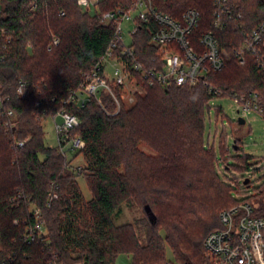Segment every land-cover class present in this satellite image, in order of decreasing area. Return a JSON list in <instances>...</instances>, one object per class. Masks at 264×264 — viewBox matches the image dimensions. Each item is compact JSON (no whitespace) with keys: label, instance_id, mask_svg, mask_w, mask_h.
<instances>
[{"label":"trees","instance_id":"1","mask_svg":"<svg viewBox=\"0 0 264 264\" xmlns=\"http://www.w3.org/2000/svg\"><path fill=\"white\" fill-rule=\"evenodd\" d=\"M1 1L0 27L14 34L7 49L0 38V264H115L121 254L131 255L133 264H171L167 249L178 264H206L204 241L222 228L221 212L237 202L216 172V154L205 140V115L212 99L251 91L259 93L264 110V79L254 64L241 66L231 58L222 72L208 76L209 86L144 84L145 94H136L130 107L121 101L123 88H115L119 110L110 95H103L100 103L91 98L84 107L66 105L70 93L82 84L83 74L109 48L113 28L83 12L77 0ZM129 1L102 0L101 8L107 11ZM231 2L249 27L264 18V0ZM157 3L175 17L195 7L208 23L211 20V0ZM33 5L36 8L31 10ZM50 32L60 40L52 50ZM217 34L230 49L226 41L234 33ZM149 40L150 32L141 26L134 46L147 63L156 54ZM21 80L33 86L23 99L16 93ZM61 109L80 119L73 133L85 141L76 156L86 163L83 176L90 200L57 147L45 145L44 126L37 120L38 113ZM7 110L15 112L17 121L9 132L4 126L9 121ZM29 136L24 148H13L14 138ZM235 142L233 148L239 152L240 141ZM141 143L158 156L142 152ZM251 158H237V166L223 160L226 169L248 173ZM244 179L246 193L254 183L246 184ZM255 191L264 202V189ZM52 194L57 198L52 199ZM131 200H137L145 213L143 242L133 225L117 226L113 221L121 204ZM166 202L173 207L165 212L157 209ZM34 208L41 212L44 233L28 240V230L36 224ZM257 212L264 214V207Z\"/></svg>","mask_w":264,"mask_h":264},{"label":"built area","instance_id":"2","mask_svg":"<svg viewBox=\"0 0 264 264\" xmlns=\"http://www.w3.org/2000/svg\"><path fill=\"white\" fill-rule=\"evenodd\" d=\"M211 2V20L208 23L202 11L195 7H189L180 17H175L164 12L157 0H130L107 11L101 8L102 0H77L83 12L99 17L102 24L113 28L114 35L107 51L90 71L83 74L82 84L70 93L64 104L84 107L91 98L100 103L103 95H110L119 110L120 103L113 92L118 87L123 88L122 91L128 88L136 94L143 90L144 84L209 86L208 76L222 72L231 58L241 66L253 63L264 79V18L249 27L231 0ZM35 8L36 5H33L31 10ZM3 17L4 8L0 0V21ZM141 26H146L150 32L149 44L156 51L149 63L140 59L134 46V37ZM226 31L234 33L226 41L232 46L230 49L222 44L217 34ZM13 34L6 27H0V38L5 41V49L12 43ZM51 39L49 50L60 44L54 33H51ZM31 90L33 86L21 80L16 93L23 99ZM231 98L242 110L259 112L264 117L258 92L251 91ZM0 111H3L1 102ZM6 115L9 121L4 126L9 132L17 125L16 115L13 110H7ZM36 116L42 123L48 116L55 121L57 149L64 156L66 167L71 169L69 165L74 156L70 157V154L76 155L85 148V141L73 133L80 119L67 109L54 114L43 111ZM30 139V136L24 140L14 138L13 148H24ZM250 172L243 178H249L252 182ZM51 198H57V194H52ZM258 209L259 206L255 208L244 200L221 212L219 219L222 228L212 231L204 241L206 264H264V214L258 213ZM33 214L36 224L28 230V240L40 238L44 233L40 210L34 208Z\"/></svg>","mask_w":264,"mask_h":264},{"label":"rangeland","instance_id":"3","mask_svg":"<svg viewBox=\"0 0 264 264\" xmlns=\"http://www.w3.org/2000/svg\"><path fill=\"white\" fill-rule=\"evenodd\" d=\"M166 1V0H163ZM127 25V24H126ZM126 28V27H125ZM127 30V28H126ZM127 32V31H126ZM51 33V32H50ZM145 94V90H141L139 93ZM136 94L130 92L128 88H125L121 93V101L126 107H130L135 103ZM220 110V112L218 111ZM243 117L246 121L244 125L239 124L238 118ZM57 121H61L58 119ZM206 132L205 140L209 147L213 148L216 154L218 162L216 163V172L230 188L231 197L234 201H248L255 208L264 207L262 197L254 195L259 191H255L257 188L264 189V117L259 112H246L241 109L240 105L235 102L231 97H220L212 99L209 102V109L205 115ZM44 140L45 145L49 148L57 147V136L55 132V121L51 116L45 118L44 123ZM223 139V142L221 141ZM239 140V152L233 146L235 140ZM222 142V144H221ZM226 146L222 151V146ZM139 149L151 157H157V153L152 150L145 143L139 144ZM73 157L71 170L75 172L79 187L86 200L92 198L91 191L87 185V182L83 176L86 163L84 158L79 155L70 154ZM245 156L252 157L249 160V164L252 166L251 177L254 183L253 188H249L245 193L242 187L241 179L247 174L237 170V168L226 169L225 161L228 159L231 166L240 165V161L237 158H243ZM42 158V157H41ZM254 170V172H252ZM172 206L167 202L164 205H158L157 209L160 211H167ZM113 221L115 225L122 226L131 224L134 226L135 231L139 239L142 242L145 239L146 233V217L142 206L137 200L125 201L121 204ZM164 235L163 232H161ZM167 259L171 264H178L170 251L167 249ZM115 264H133V258L129 254H121L117 257Z\"/></svg>","mask_w":264,"mask_h":264},{"label":"water","instance_id":"4","mask_svg":"<svg viewBox=\"0 0 264 264\" xmlns=\"http://www.w3.org/2000/svg\"><path fill=\"white\" fill-rule=\"evenodd\" d=\"M238 122H239V124H241V125H244V124L246 123V121H245V119H244L243 117H239V118H238ZM249 182H250V179L247 178V179L245 180V183L248 184ZM147 211L150 213V209H149V208H147ZM151 218H152V216H151Z\"/></svg>","mask_w":264,"mask_h":264}]
</instances>
